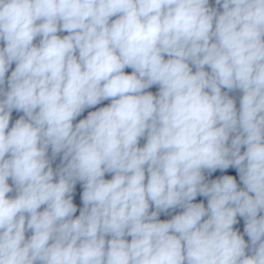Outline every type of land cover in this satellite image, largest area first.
<instances>
[{
    "label": "clouds",
    "instance_id": "obj_1",
    "mask_svg": "<svg viewBox=\"0 0 264 264\" xmlns=\"http://www.w3.org/2000/svg\"><path fill=\"white\" fill-rule=\"evenodd\" d=\"M215 4L0 0V264H264V0Z\"/></svg>",
    "mask_w": 264,
    "mask_h": 264
}]
</instances>
